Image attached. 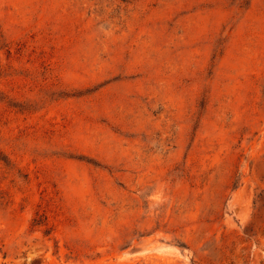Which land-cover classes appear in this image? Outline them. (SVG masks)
<instances>
[{
  "label": "rangeland",
  "instance_id": "374dc122",
  "mask_svg": "<svg viewBox=\"0 0 264 264\" xmlns=\"http://www.w3.org/2000/svg\"><path fill=\"white\" fill-rule=\"evenodd\" d=\"M0 264H264V0H0Z\"/></svg>",
  "mask_w": 264,
  "mask_h": 264
}]
</instances>
